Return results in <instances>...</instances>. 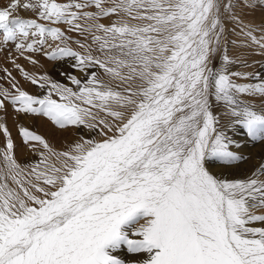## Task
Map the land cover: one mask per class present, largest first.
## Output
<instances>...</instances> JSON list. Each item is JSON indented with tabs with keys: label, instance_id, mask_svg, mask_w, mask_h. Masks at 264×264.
<instances>
[{
	"label": "snow or ice",
	"instance_id": "snow-or-ice-1",
	"mask_svg": "<svg viewBox=\"0 0 264 264\" xmlns=\"http://www.w3.org/2000/svg\"><path fill=\"white\" fill-rule=\"evenodd\" d=\"M251 5L13 0L0 10V51L11 42L33 65L39 62L26 53L67 60L82 74L61 73L74 90L13 58L44 94L12 78L13 92L0 89V110L7 101L59 129L95 133L56 150L21 126L23 143L39 157L22 165L0 122L7 137L0 149V264H125L122 247L143 254L134 264H264V226L253 225H264V214H256L264 209V162L243 179L207 166L241 159L229 132L264 142V77L238 70L264 57V14L259 23L248 18ZM21 6L37 18L13 16ZM61 24L79 38L49 26Z\"/></svg>",
	"mask_w": 264,
	"mask_h": 264
},
{
	"label": "rangeland",
	"instance_id": "rangeland-1",
	"mask_svg": "<svg viewBox=\"0 0 264 264\" xmlns=\"http://www.w3.org/2000/svg\"><path fill=\"white\" fill-rule=\"evenodd\" d=\"M13 0H0V10L4 8H9ZM26 2H33V0H19V4L23 5ZM58 2H67V0H58ZM247 4L248 0H244ZM95 10V9H89ZM239 11V9H238ZM248 18L253 19L256 23L260 22L261 15L264 14V0H252V5L244 9ZM13 16H19L23 19H36V15L30 9H24L22 6L18 7L13 13ZM113 20L115 17L112 18ZM41 23H47L46 21H38ZM102 23H109L108 18L101 20ZM60 27L67 35L73 37V39L79 38V34L75 32H68L67 25H49ZM0 40H2V33H0ZM51 42V41H50ZM73 48L79 50L78 46L71 44ZM231 48V45H229ZM11 54V55H9ZM26 55H31L39 63L36 65L31 64L28 60L23 57H19V54L15 52L14 45L9 42L7 46L0 51V69L7 68L11 73L12 77H7L3 71H0V89H8L13 92L14 89L11 88L10 80L15 79V82L23 90L28 91L30 94H44L38 86L32 85L29 81H26L24 77L20 74L18 70L15 69L12 64V59H16L22 67L25 68L30 74L42 75L47 74L53 80L60 83H64L69 87L75 86L71 85L70 82L61 73L63 71H70L73 75L78 78L82 76L75 69H71L70 64L67 60L65 61H48L45 57L40 54L26 53ZM250 67L238 68V70L248 73H259L264 77V57L255 56L253 60H250ZM91 71H97L98 75H102L103 70L98 68L91 69ZM237 82H246L243 80H238ZM252 82H259L254 80ZM2 98V97H0ZM58 99V97H53ZM251 103L254 105L257 111H261L262 105L257 101L253 100ZM7 111L0 110V122L5 123L9 130L11 138L14 142V154L19 163L26 164L30 162H35L39 157L32 152L24 143L23 138L19 133V128L21 126L28 128L29 130L35 132L38 135L43 136L50 145L56 150H63L67 148L70 142L74 141L80 136L85 138H90V135H95V133L89 134L87 129L81 127L80 129L70 126L66 130L59 129L55 126L48 118L43 116H33L26 114H18L15 112L13 106L6 101ZM218 115L223 116L222 112H218ZM227 124V119H221V126ZM229 136L234 140V144L231 146L232 150L236 152L237 155L241 156V159L235 161L232 165H223L218 160H208L207 166L209 170L216 174L217 176H222L223 178L233 179L239 178L243 179L250 176L256 167L262 162H264V142L259 140H253L248 137L244 131L229 132ZM7 137L3 135V131L0 130V149L6 146ZM34 143V142H33ZM264 179V177H261ZM256 214H264V209H257ZM254 226H264L262 222H253ZM118 257L125 261V264H134V262L139 261L144 258L143 254H132L129 253L126 247H122L118 251Z\"/></svg>",
	"mask_w": 264,
	"mask_h": 264
}]
</instances>
